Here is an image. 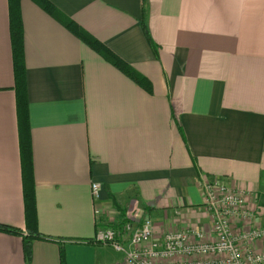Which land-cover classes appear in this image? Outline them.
<instances>
[{
	"label": "crops",
	"instance_id": "1",
	"mask_svg": "<svg viewBox=\"0 0 264 264\" xmlns=\"http://www.w3.org/2000/svg\"><path fill=\"white\" fill-rule=\"evenodd\" d=\"M48 1L142 75L150 92L20 0L41 237L26 259L32 234L9 1L0 0V225L22 232H0V264H60L61 248L66 264L121 263L123 255L89 242L96 210L106 226L151 219L157 238L199 229L211 241L204 183L215 179L246 195L252 216L231 219L235 236L264 226V0H147L155 52L142 0ZM252 251H264V240Z\"/></svg>",
	"mask_w": 264,
	"mask_h": 264
},
{
	"label": "built area",
	"instance_id": "2",
	"mask_svg": "<svg viewBox=\"0 0 264 264\" xmlns=\"http://www.w3.org/2000/svg\"><path fill=\"white\" fill-rule=\"evenodd\" d=\"M204 186V205L212 222L213 240L207 241L199 229L168 232L157 238L151 219L139 225L125 221L115 227L106 226L96 210L98 229L94 243L123 255L118 264H264V254L252 251L256 242L264 240V226L238 236L232 232L231 219L246 215L244 198L220 179L205 181ZM91 189L97 201L101 187L94 183Z\"/></svg>",
	"mask_w": 264,
	"mask_h": 264
},
{
	"label": "trees",
	"instance_id": "3",
	"mask_svg": "<svg viewBox=\"0 0 264 264\" xmlns=\"http://www.w3.org/2000/svg\"><path fill=\"white\" fill-rule=\"evenodd\" d=\"M10 11V33L12 39V48L14 56V72H15V91L17 97L18 119H19V135H20V150L23 168V187H24V206L27 230L34 236L24 238V251L26 259L30 260L32 256V243L36 239H41L37 234V214H36V200L34 192L33 181V165L32 153L30 143V127L28 121L27 109V94H26V80H25V65H24V47H23V26L20 15V0H8ZM48 15L61 23L69 32L81 40L84 44L93 49L108 63L116 67L118 70L127 75L130 79L150 92V85L148 81L130 67L126 62L120 59L106 46L100 43L97 39L91 36L88 32L78 26L74 21L68 19L63 15L52 3L48 0H32ZM142 29L152 50L156 51V46L153 43L147 26V0H142ZM0 232L14 234L21 236L22 232L19 229L0 225ZM90 243L94 240L89 241ZM60 264H66V258L63 248L60 250Z\"/></svg>",
	"mask_w": 264,
	"mask_h": 264
},
{
	"label": "rangeland",
	"instance_id": "4",
	"mask_svg": "<svg viewBox=\"0 0 264 264\" xmlns=\"http://www.w3.org/2000/svg\"><path fill=\"white\" fill-rule=\"evenodd\" d=\"M233 191V190H232ZM230 192V191H229ZM230 193H233V192H230ZM234 194V193H233ZM258 195H260V194H258ZM238 196H241V197H243L244 198V200H245V198H246V195H244L243 193H239L238 194ZM261 197H258V199H262V202H264V199H263V197H262V195H260ZM245 204H246V200H245ZM245 206V205H244ZM115 209V208H114ZM245 210V209H244ZM120 211L121 210H119V209H115L114 211L112 210V213L114 214H117V215H119V213H120ZM247 218H249L248 217V213H246V219ZM210 222H211V220H210ZM245 222V221H244ZM241 223V227H245L244 225H243V221L242 222H240ZM247 223V222H246ZM110 225V224H109ZM211 225H212V222H211ZM249 224L247 223V225H246V227L248 226ZM250 230V227L245 231V232H247V231H249ZM166 231V230H165ZM244 233V232H243ZM243 233H241V234H243ZM108 248V247H107ZM110 249V252H109V254H111V253H114V252H112V249L111 248H109ZM256 254H264V251H262V252H260V253H256Z\"/></svg>",
	"mask_w": 264,
	"mask_h": 264
}]
</instances>
